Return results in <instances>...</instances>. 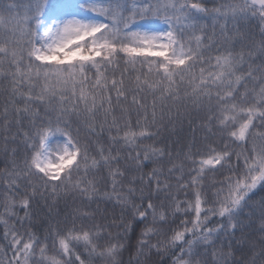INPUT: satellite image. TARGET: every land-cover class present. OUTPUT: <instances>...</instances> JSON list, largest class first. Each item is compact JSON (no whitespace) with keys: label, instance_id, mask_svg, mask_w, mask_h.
<instances>
[{"label":"snow or ice","instance_id":"obj_1","mask_svg":"<svg viewBox=\"0 0 264 264\" xmlns=\"http://www.w3.org/2000/svg\"><path fill=\"white\" fill-rule=\"evenodd\" d=\"M0 264H264V0H0Z\"/></svg>","mask_w":264,"mask_h":264},{"label":"rangeland","instance_id":"obj_2","mask_svg":"<svg viewBox=\"0 0 264 264\" xmlns=\"http://www.w3.org/2000/svg\"><path fill=\"white\" fill-rule=\"evenodd\" d=\"M55 157V153L53 154V158Z\"/></svg>","mask_w":264,"mask_h":264}]
</instances>
